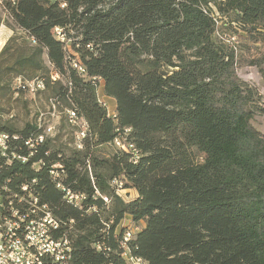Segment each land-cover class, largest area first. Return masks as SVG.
<instances>
[{
  "label": "trees",
  "instance_id": "16d2710c",
  "mask_svg": "<svg viewBox=\"0 0 264 264\" xmlns=\"http://www.w3.org/2000/svg\"><path fill=\"white\" fill-rule=\"evenodd\" d=\"M0 1L25 35L0 60L19 42L14 79L42 81L37 93L65 107L74 132L60 142V126L31 149L47 127L16 128L0 106L8 156L28 158L0 155L4 199L46 205L75 264H128L124 220L138 229L129 248L146 264H264V137L251 124L264 98L238 74L254 67L264 78V0ZM126 129L136 161L115 144ZM116 180L137 197L125 200ZM58 184L84 195L81 206Z\"/></svg>",
  "mask_w": 264,
  "mask_h": 264
},
{
  "label": "built area",
  "instance_id": "2783aa9c",
  "mask_svg": "<svg viewBox=\"0 0 264 264\" xmlns=\"http://www.w3.org/2000/svg\"><path fill=\"white\" fill-rule=\"evenodd\" d=\"M57 34H60L59 30H57ZM33 44H35L34 41ZM74 66L84 72V69L78 64H74ZM55 77L58 78L57 75L54 76V79ZM16 81L18 87H22L28 93L35 94L44 89L42 81L23 82L21 78H17ZM101 101L107 106L105 101ZM111 115L115 116V114ZM72 116H74L73 113ZM87 131L88 125L83 122L77 136L76 145L78 149L83 148L82 140L86 138ZM54 132L52 126L47 127L45 135L40 136L36 141L30 140L26 144L32 149L35 144L43 143L45 136H54ZM130 132V129H126L122 133L124 138H117L115 144L125 152L130 153L132 151L136 161L139 158V152L133 150V145L126 143V136ZM10 139L9 135L0 132V155L8 157V163L14 159L26 163L28 158L19 156L15 151L10 152V156H8L11 147ZM113 185L118 187L119 194L126 191L123 189L121 181L116 180ZM58 188L66 192L69 203L78 207L81 206L85 199L84 195L73 193L61 184H58ZM23 191L28 192V186L24 187ZM28 200H20L19 208L15 206L11 196L4 199L0 191V264H75L73 262L72 242L66 236L59 235L61 224L53 217L46 205H39L37 198L31 196ZM105 201L108 202L107 199ZM125 228L126 232L121 240L122 258L128 264H146L143 258L134 256L129 248V242L133 240L138 229L131 223ZM94 248L97 251L102 250L99 244L94 245Z\"/></svg>",
  "mask_w": 264,
  "mask_h": 264
},
{
  "label": "rangeland",
  "instance_id": "374dc122",
  "mask_svg": "<svg viewBox=\"0 0 264 264\" xmlns=\"http://www.w3.org/2000/svg\"><path fill=\"white\" fill-rule=\"evenodd\" d=\"M1 2V1H0ZM1 4V3H0ZM4 9L0 6V16L2 22L0 25V53L6 44L15 36L23 37L21 31L15 30L12 23L7 19ZM19 42L12 43L9 51L0 60L3 65L0 67V106L3 110L5 118L10 120L16 128H23L26 124L38 123L45 127L52 126L54 128V136L57 134L61 126L60 134L58 135L60 142H69L73 137V130L66 124L65 107L58 105L50 96L49 91L40 93H28L17 91V81L14 79L16 74L9 68L13 62L15 49ZM241 44V43H240ZM46 60V59H45ZM46 64L47 60H46ZM52 71V69H51ZM240 79L256 88L264 98V78L257 68L245 67L238 71ZM26 79L28 76H24ZM38 77L47 78L45 73H38ZM56 78V77H55ZM102 88L99 90L101 100L105 101L108 106L109 113L114 114L116 103L114 100L104 96ZM50 96V97H49ZM252 126L264 137V115H257L251 120ZM125 200L134 199L136 192L124 191L121 193ZM130 225L129 220H124L122 226Z\"/></svg>",
  "mask_w": 264,
  "mask_h": 264
},
{
  "label": "crops",
  "instance_id": "0c3cea01",
  "mask_svg": "<svg viewBox=\"0 0 264 264\" xmlns=\"http://www.w3.org/2000/svg\"><path fill=\"white\" fill-rule=\"evenodd\" d=\"M129 191H131V190H133V189H128ZM128 190H126V191H128ZM133 191H135V190H133ZM136 192V191H135ZM121 195V194H120ZM137 197V192H136V195H135V197L134 198H136Z\"/></svg>",
  "mask_w": 264,
  "mask_h": 264
}]
</instances>
